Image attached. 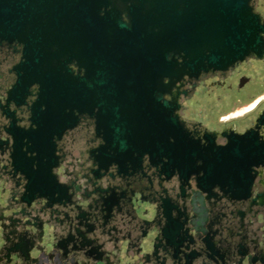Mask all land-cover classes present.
I'll list each match as a JSON object with an SVG mask.
<instances>
[{
	"label": "flooded vegetation",
	"instance_id": "obj_1",
	"mask_svg": "<svg viewBox=\"0 0 264 264\" xmlns=\"http://www.w3.org/2000/svg\"><path fill=\"white\" fill-rule=\"evenodd\" d=\"M249 3L264 24V0ZM22 57L0 41V264H264V56L184 74L161 96L175 122L115 137L92 105L51 134L39 86L17 84ZM70 69L75 101L155 97L144 73L125 87Z\"/></svg>",
	"mask_w": 264,
	"mask_h": 264
},
{
	"label": "water",
	"instance_id": "obj_2",
	"mask_svg": "<svg viewBox=\"0 0 264 264\" xmlns=\"http://www.w3.org/2000/svg\"><path fill=\"white\" fill-rule=\"evenodd\" d=\"M249 2L0 0V41L23 46L17 84L25 79L27 86H39L38 110L45 107L43 116L51 123V134L59 136L72 127L75 110L89 111L92 105L98 107V126L108 118L115 137L127 120L175 122L174 108L161 96L184 74L224 70L247 56H264V24ZM74 62L86 69L103 67L125 87L139 85L136 80L144 73L146 80L140 85L148 87L151 79L155 97L75 101L70 69ZM85 79L79 81L86 83Z\"/></svg>",
	"mask_w": 264,
	"mask_h": 264
}]
</instances>
